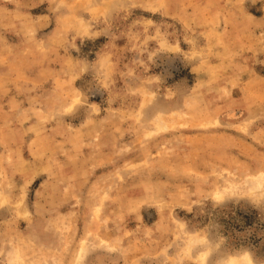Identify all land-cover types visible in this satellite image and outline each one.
Returning a JSON list of instances; mask_svg holds the SVG:
<instances>
[{
  "label": "rangeland",
  "instance_id": "rangeland-1",
  "mask_svg": "<svg viewBox=\"0 0 264 264\" xmlns=\"http://www.w3.org/2000/svg\"><path fill=\"white\" fill-rule=\"evenodd\" d=\"M250 263L264 0H0V264Z\"/></svg>",
  "mask_w": 264,
  "mask_h": 264
},
{
  "label": "bare ground",
  "instance_id": "bare-ground-1",
  "mask_svg": "<svg viewBox=\"0 0 264 264\" xmlns=\"http://www.w3.org/2000/svg\"><path fill=\"white\" fill-rule=\"evenodd\" d=\"M246 257H247V256H246ZM233 260H234V259H233ZM247 260H249V258H247ZM246 262H247V261H246ZM249 262H250V260H249ZM249 262H248V263H249ZM232 263H234V262H232ZM250 264H251V263H250Z\"/></svg>",
  "mask_w": 264,
  "mask_h": 264
}]
</instances>
